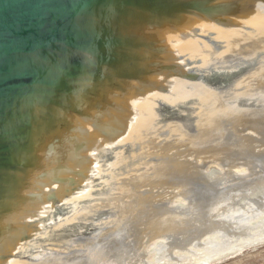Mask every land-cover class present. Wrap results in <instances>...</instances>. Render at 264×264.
I'll use <instances>...</instances> for the list:
<instances>
[{
    "label": "water",
    "instance_id": "95a60500",
    "mask_svg": "<svg viewBox=\"0 0 264 264\" xmlns=\"http://www.w3.org/2000/svg\"><path fill=\"white\" fill-rule=\"evenodd\" d=\"M262 240L264 0H0V264Z\"/></svg>",
    "mask_w": 264,
    "mask_h": 264
},
{
    "label": "rangeland",
    "instance_id": "374dc122",
    "mask_svg": "<svg viewBox=\"0 0 264 264\" xmlns=\"http://www.w3.org/2000/svg\"><path fill=\"white\" fill-rule=\"evenodd\" d=\"M226 251L180 264H264V240Z\"/></svg>",
    "mask_w": 264,
    "mask_h": 264
},
{
    "label": "bare ground",
    "instance_id": "6f19581e",
    "mask_svg": "<svg viewBox=\"0 0 264 264\" xmlns=\"http://www.w3.org/2000/svg\"><path fill=\"white\" fill-rule=\"evenodd\" d=\"M260 242H261V241H260ZM241 247H243V246H241ZM223 252H224V251H223ZM223 252H222V253H223ZM226 252H227V251H226ZM226 252H225V253H226ZM215 254H217V253H215ZM219 254H220V252H219ZM217 255H218V254H217ZM225 255H226V254H225ZM208 256L210 257L211 255H208ZM211 259H212V258H211Z\"/></svg>",
    "mask_w": 264,
    "mask_h": 264
}]
</instances>
